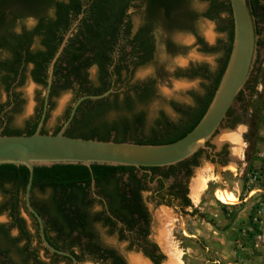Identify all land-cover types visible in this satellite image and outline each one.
Returning a JSON list of instances; mask_svg holds the SVG:
<instances>
[{
    "label": "trees",
    "instance_id": "16d2710c",
    "mask_svg": "<svg viewBox=\"0 0 264 264\" xmlns=\"http://www.w3.org/2000/svg\"><path fill=\"white\" fill-rule=\"evenodd\" d=\"M136 1L145 6V30L130 38V24L126 21L125 11L130 2ZM201 1L208 3L204 14L208 19L214 20L220 14H225L222 30L227 32L228 41L223 46L224 56L217 72L210 74L206 67L190 71L188 77H202L208 85L202 95L194 97L192 107L171 103L179 116L176 122H172L162 111L149 116L146 110L147 105L157 98L154 80L140 85H131L127 80L124 87L127 92L123 93L121 99V74L123 70L128 72L131 67L134 69L153 62V32L157 27L195 34L196 14L189 9L190 0H0V53L4 55L0 58V90L3 89L7 95L6 102L0 100V134L19 136L35 133L42 113L43 94L36 97L37 108L33 118L23 128H17L12 124V116L20 112L23 102L3 113L11 104L9 90L15 82L18 81L14 89L23 83L24 73L31 67L32 82L45 91L49 64L63 36L82 14L54 66L46 120L52 100L63 93L70 92L72 101L64 113L62 124L78 98L101 95L113 89L115 92L104 99L83 102L65 135L141 145H166L183 138L205 114L228 62L233 39L229 0ZM249 1L259 35L258 24L264 23V0ZM29 18L36 20L35 26L30 30L20 27L16 31L17 26ZM119 42L132 46L128 62L124 59L123 45L119 46ZM167 46L168 50H174L172 43ZM205 50L209 51L207 48ZM91 68L96 70L95 81L90 79L88 73ZM231 112L230 109L227 116ZM259 120L263 123L264 116ZM62 124L55 128L52 135L60 131ZM42 133L49 134L45 126ZM200 153L177 165L163 168L166 179L175 178L172 187L163 194V204H175L182 210L191 206L187 182L193 169L199 166ZM133 169L103 165H92L90 169L83 165L35 167L31 205L43 219L47 241L56 249L70 251L76 259L87 258L97 264H125L115 251L104 249L96 242L93 228L100 223L108 229L109 234L118 232L119 239L128 241L130 247H141L139 240L146 244L150 221L141 202V181L131 174L123 177ZM28 177L29 171L24 166L0 165V195L3 198L0 215H6L10 221L8 227L0 224V255L7 258L4 264H43L38 260L37 249L32 247L34 241L46 254L64 259L42 246L37 222L27 212L24 193ZM92 180L95 189H99V194L106 199L109 213L123 224V228L113 227L116 222L106 214L101 202L102 210H93L95 199L89 198ZM35 194L41 195V198L36 199ZM21 208L33 221V235L29 234L20 216ZM10 229L17 230V238L10 237ZM73 248H77L79 256L74 254ZM156 252L157 248L153 246L143 248L145 257L153 264H161L164 257Z\"/></svg>",
    "mask_w": 264,
    "mask_h": 264
},
{
    "label": "rangeland",
    "instance_id": "374dc122",
    "mask_svg": "<svg viewBox=\"0 0 264 264\" xmlns=\"http://www.w3.org/2000/svg\"><path fill=\"white\" fill-rule=\"evenodd\" d=\"M189 9L196 14L195 34L157 27L153 32V62L134 68L129 79L131 85L154 80L157 98L147 105L146 110L149 116L162 111L172 122H176L179 116L171 103L192 107L194 97L202 95L208 85L202 77H188L190 71L206 67L210 74L217 72L227 42L225 30H222L225 14L214 20L208 19L204 16L208 3L201 0H190ZM143 14L142 3L134 2L129 11L134 31L141 25ZM34 24L29 18L18 25L16 31L20 27L29 30ZM258 29L253 69L242 94L231 108L232 120H225L208 142V149L200 151L199 166L193 169L188 179L191 206L182 210L175 204H156L150 193L143 196L151 217L149 239L160 244L161 229L167 228L166 238L169 240L166 241H170V247L166 250L160 245L165 257L161 264H264V122L259 120L264 116V23H259ZM207 30L209 37L205 34ZM169 43L173 44L174 50H168ZM2 56L0 53V58ZM30 70L28 67L23 83L15 89L23 102L20 112L12 116V124L17 128H23L33 118L36 97L44 94L42 88L32 82ZM88 73L95 81L96 70L91 68ZM119 97L122 99L123 91L119 92ZM5 99L6 93L1 89L0 100L4 102ZM71 101L70 92L52 100L45 123L47 132L62 124ZM219 154H222V163L218 164L214 156ZM224 192L235 197V204L226 201ZM35 198L39 199L41 195L35 194ZM2 201L0 195V203ZM20 216L29 234L33 235V221L23 208ZM0 224L9 226L6 215H0ZM97 234L100 242L115 248L127 264H134L132 258L140 255L100 227H97ZM10 237H18L16 229H10ZM32 247L37 249L41 261L52 264L37 242L34 241Z\"/></svg>",
    "mask_w": 264,
    "mask_h": 264
},
{
    "label": "water",
    "instance_id": "95a60500",
    "mask_svg": "<svg viewBox=\"0 0 264 264\" xmlns=\"http://www.w3.org/2000/svg\"><path fill=\"white\" fill-rule=\"evenodd\" d=\"M229 3L233 20V39L228 62L218 87L205 114L192 131L178 141L166 145H141L130 142L117 143L112 140L99 141L97 139L71 138L65 135L66 130L75 117L77 109L83 102H94L104 99L110 93L115 92L113 89L101 95H86L78 98L71 105L69 116L56 135L42 133L49 110L54 66L78 21L81 19L82 14L63 36L61 44L48 67L42 113L35 133L19 136L0 134V165L12 164L24 166L28 169L29 177L24 193L25 207L27 212L37 222L42 245L51 253L69 258L73 264H77L74 256L68 252L54 248L47 241L43 219L31 205V189L35 167L83 165L90 169L92 165H103L133 168H164L191 159L196 153L208 149V142L220 130L229 110L233 107L239 94L244 90L256 58L258 34L250 1L229 0ZM217 145L219 146V144ZM94 185L95 183L92 180L93 195L97 197L94 194ZM101 200L106 207L105 200Z\"/></svg>",
    "mask_w": 264,
    "mask_h": 264
},
{
    "label": "flooded vegetation",
    "instance_id": "af4514ba",
    "mask_svg": "<svg viewBox=\"0 0 264 264\" xmlns=\"http://www.w3.org/2000/svg\"><path fill=\"white\" fill-rule=\"evenodd\" d=\"M140 2V1H139ZM133 3L134 2H130V4H129V6H128V8H127V10L125 11V16H126V18H127V20L126 21H128L129 22V24H130V28H129V32H130V38L132 37L133 38V36H135L137 33H141L142 31L144 32V30H145V24H144V14H145V6H144V14H143V18H142V22H141V25L140 26H138V28L134 31L133 30V26H132V23H131V19H130V17H129V11H130V9H131V7H132V5H133ZM34 20V19H33ZM34 22H35V24H36V20H34ZM35 24H34V26H35ZM33 26V27H34ZM32 27V28H33ZM31 28V29H32ZM26 29V28H25ZM26 30H28V29H26ZM30 30V29H29ZM224 33L226 34V38H227V41H228V34H227V32L226 31H224ZM123 45V55L125 56V60L127 61V58H129L130 56H129V54L131 53V51H132V46L130 45V44H128V45H126V44H124V42H119V46H122ZM226 46V45H225ZM225 49V48H224ZM222 51H223V53H224V51L225 50H223L222 49ZM128 62V61H127ZM132 70H133V68L131 67L130 68V70L127 72L126 70H123V72H122V74H121V80H123L122 82L123 83H121V89H120V91H123V93H126L127 91H126V89L124 88V87H126V81L127 80H129L130 79V76H131V73H132ZM20 73V75L22 74V71H20L19 72ZM25 74V73H24ZM17 83H18V81L17 82H15L13 85H12V88H10V90H9V94H10V100H11V104L9 105V106H7L5 109H4V111H3V113H5V112H7L8 110H12L16 105H18L19 104V102L21 101L20 100V98H19V96H18V94L16 93V91H15V89H14V87L17 85ZM5 92V91H4ZM6 93V92H5ZM6 100H7V95H6V99H5V101L4 102H6ZM226 120L227 121H231L232 120V118H231V116H227V118H226ZM55 129H53L51 132H47V133H49V134H52L53 133V131H54ZM214 161H215V163H222L221 161H222V154L220 155H215L214 156ZM168 170V169H167ZM134 175V176H136V178L137 179H139L140 181H141V184H139V188L141 187H143L139 192H140V196H141V202H142V204H143V206H144V208L146 209V211H147V213H148V216H149V225H148V234H147V237H146V244L144 243V241L142 240H139L138 242H140L142 245H141V247L139 246V247H137V246H133V247H130V244H129V242L128 241H122V240H120L119 239V237H118V232H114L113 234H109L108 233V229L107 228H105V227H103L100 223H97V224H95V226H94V228H93V231H94V234H95V236H96V242L102 247V248H104V249H109V250H113V251H115L120 257H122L121 255H120V253L115 249V248H112V247H108V246H104L101 242H100V239H99V237H98V234H97V227H100L101 229H103V230H105L109 235H111V236H115L116 238H117V240L119 241V242H123V243H126L127 244V247L128 248H130V249H134V250H136V251H138L139 252V256H140V258L142 259V260H144V261H146L147 262V264H153V262L151 261V260H149L147 257H145L144 256V254H143V248H145L146 246H148V248L149 247H156L157 248V252H156V254L157 255H161V256H163L164 257V254H163V249H162V247L161 246H165V244H166V232H167V228H165V226L164 227H162V229H161V234H160V244H158V245H156V243H154L153 241H151L150 239H149V235H150V225H151V217H150V214H149V212H148V209H147V207H146V205H145V203H144V199H143V196H144V194H146V193H150L151 194V197H152V199L154 200V202L156 203V204H159V205H163V203L162 202H164L165 201V198H163V194L164 193H166L171 187H172V185H173V183L175 182V178L174 177H171V178H165V174H166V170L164 171V169L163 168H160V169H157V170H151V169H143V168H134L133 170H130V171H128V172H126V174L123 176L124 178H126V177H128L129 175ZM183 174H184V172L183 173H181L178 177L179 178H181L182 176H183ZM95 187V186H94ZM187 189H188V187H187ZM99 189H98V191L94 188V194L97 196V197H99V198H101V199H103V200H105V203H106V207H105V205H104V203L102 202V200L101 199H98L97 197H95L94 195H93V191H92V186H91V191H90V196H89V198H93V199H95V205H94V208H93V210L94 211H101L102 210V206H103V209H105V211H106V214L109 216V211H108V207H107V202H106V199L103 197V196H101L100 194H99ZM188 196V195H187ZM99 202H101L102 203V206L100 205V203ZM165 205V204H164ZM110 216H111V214H110ZM109 216V217H110ZM7 217V216H6ZM8 218V217H7ZM114 222H116V225H114L113 227L114 228H116V229H120V228H123V224L121 223V222H119L118 220H116L114 217H110ZM145 227V226H144ZM36 242V241H35ZM164 244V245H163ZM161 245V246H160ZM43 246V245H42ZM44 247V246H43ZM164 249H165V247H164ZM59 250V249H58ZM167 250V249H166ZM42 251L45 253V251L42 249ZM49 251V250H48ZM61 251H64V250H61ZM72 251L74 252V254L75 255H78L79 256V253L77 252V248H73L72 249ZM50 252V251H49ZM65 252H68V253H70L72 256H74L70 251H65ZM51 253V252H50ZM54 254V253H53ZM45 255H47V257H49L50 258V260H51V263L52 264H54V263H56V262H62L63 264H73L72 263V260L71 259H69V258H66V257H63V256H60V257H63L64 259H60V258H54V257H52L51 256V254H46L45 253ZM57 255V254H56ZM59 256V255H58ZM87 256V255H86ZM138 256V257H139ZM75 257V256H74ZM136 257V256H135ZM165 258V257H164ZM76 259V258H75ZM122 259L124 260V262H125V264H127V262L125 261V259L122 257ZM7 260V258H5V256L4 255H0V264H4V261H6ZM38 260L41 262V263H43V264H46V263H44L43 261H41V259L39 258V256H38ZM77 260V264H83V263H85V262H88V263H91V264H97V263H95V262H92V261H90V260H88L87 258H85L84 260H81V259H76ZM10 264H13V263H10Z\"/></svg>",
    "mask_w": 264,
    "mask_h": 264
},
{
    "label": "bare ground",
    "instance_id": "6f19581e",
    "mask_svg": "<svg viewBox=\"0 0 264 264\" xmlns=\"http://www.w3.org/2000/svg\"><path fill=\"white\" fill-rule=\"evenodd\" d=\"M205 34L209 37L210 36V32H209V30H207L206 32H205ZM220 140H222V139H220ZM211 179V178H210ZM224 197H225V199H226V201L229 203V204H235V201H236V199H235V197L231 194V193H227V192H224ZM169 217V216H168ZM166 221V220H165ZM166 224V223H165ZM167 240H169L168 239V237L166 238ZM164 245V244H163ZM165 249H167L168 250V248L170 247V241H168V242H166V244H165ZM172 252V251H171ZM173 252H175V251H173ZM176 253V252H175ZM174 256V255H173ZM174 257H176V256H174ZM172 258V257H171ZM132 261H133V263L134 264H147V262L146 261H144V260H142L140 257H134V258H132Z\"/></svg>",
    "mask_w": 264,
    "mask_h": 264
}]
</instances>
